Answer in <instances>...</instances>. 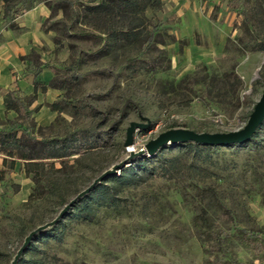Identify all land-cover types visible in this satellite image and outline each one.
Masks as SVG:
<instances>
[{
	"label": "rangeland",
	"instance_id": "1",
	"mask_svg": "<svg viewBox=\"0 0 264 264\" xmlns=\"http://www.w3.org/2000/svg\"><path fill=\"white\" fill-rule=\"evenodd\" d=\"M73 1L71 17L49 10L44 21L54 42L52 50L46 44L48 65L64 86L56 88L55 99L49 97L50 110L53 100L65 110L55 111L50 125L39 126V109L33 108L34 131L38 137H55L90 129L99 145L82 162H76L81 155L67 161L71 178L57 189L38 187L25 162H6L0 153V264H12L33 230L55 220L115 164H122L118 174L134 168L138 179L123 187L107 182L115 203L94 202V220L78 216L79 200L46 229V238L34 236L33 249L25 250L17 264H208L232 259L264 264V124L257 138L241 148L197 154L166 146L154 158L141 152L172 128L228 133L247 124L264 92V51L252 48L245 36L239 4L161 0L143 19L148 31L160 26L157 43L146 50L140 42H116L94 28L83 19L81 4L88 0ZM107 24L122 25L119 18ZM131 122L146 127L137 129L135 143L127 147ZM174 157L183 160L185 169L165 172ZM61 167V161L54 162V170ZM222 204L235 218L225 214ZM246 229L256 235H244L241 230Z\"/></svg>",
	"mask_w": 264,
	"mask_h": 264
},
{
	"label": "trees",
	"instance_id": "2",
	"mask_svg": "<svg viewBox=\"0 0 264 264\" xmlns=\"http://www.w3.org/2000/svg\"><path fill=\"white\" fill-rule=\"evenodd\" d=\"M38 1L39 0H3V19L8 23L10 28L19 30V27H17L14 22L15 19L22 15V13L34 8L36 4L42 2ZM47 1V6L50 11H62L65 17H71V12H74L73 10L76 5L73 0H55V4H50L49 1L51 0ZM231 1L234 4H239L236 11L243 17L244 34L250 39L249 42L251 47L257 48L259 51H264V0ZM29 3L31 5L28 6ZM160 4L161 0H88L87 3H82L81 7L82 11H84V21L92 25L94 28L110 34L113 37L112 39L116 40V42L121 40L137 43L140 42L145 46L146 50H149L153 43H157V34L159 33L160 26L154 25L152 30L148 31V27L143 19L149 8L158 7ZM116 18H119L120 23H122L120 26L121 29L113 28L110 24H107V22L112 21L113 19L115 20ZM55 41L58 44L60 43L59 40ZM153 66H156V64L153 63ZM41 71L40 67L36 68V79ZM77 78L81 77L77 76ZM35 84L37 90L39 84L36 81ZM49 84L52 88H64L63 84L58 82L56 78H53ZM45 89L46 87H43V90ZM4 100L7 111L13 110L18 116L14 119L7 118L5 120L0 117V153L6 157V162L13 159L25 162L27 174L31 176V179L38 187L40 185H47L49 188H61L64 183L71 178L70 173L65 170L67 168V161L75 155H81L76 159V162L80 163L85 160L92 149L97 148V145H99L98 140H96L93 134H91L90 129H77L64 136L38 137L34 131V112L36 110L31 108L36 101V94L32 96H24L20 94L19 91L11 88L7 90ZM51 109L52 111H57L59 113H62V111L65 110L61 102H54V104L51 105ZM256 134L250 141L257 138L258 135ZM250 141L244 142L243 144L230 145L228 147L241 148ZM171 146L182 147L186 149V151H192L197 154H200V152L210 153L218 147L204 144L199 145L192 142ZM156 156L157 154L150 157L154 158ZM56 161H61L62 167L54 170V162ZM145 164L146 163H143L141 166H144ZM168 166L169 167L164 168L165 172L172 171V169L184 170L186 167L180 157L169 159ZM57 173L63 175L58 176ZM137 175V171L134 168H131L120 174L117 173L103 179L89 193L79 199L82 201H80V205L77 206L76 213L79 217L85 220H94L97 216L94 202L99 205L109 206L115 203L116 197H114V192L107 182L110 181L123 187L128 185L130 181L137 180ZM211 192L215 197L218 196L215 191L212 190ZM222 208H224L227 216L235 218V212L231 208H227L223 204ZM69 211L67 214H69ZM241 231L244 235L246 233L249 235H256V232L253 230L246 229ZM48 233L49 232H46V229H44V231H40L36 235L42 236L44 239L47 237ZM31 242L30 245H32ZM218 242L217 245L220 247L223 240L220 239ZM29 246V250L33 249V246ZM28 248L26 250H28ZM209 253L211 256L213 255V252L209 251ZM21 259L20 261L22 263ZM33 263L44 264L41 260H33ZM208 264L242 263H239L236 259H232V261L218 260L217 262L213 261Z\"/></svg>",
	"mask_w": 264,
	"mask_h": 264
},
{
	"label": "crops",
	"instance_id": "3",
	"mask_svg": "<svg viewBox=\"0 0 264 264\" xmlns=\"http://www.w3.org/2000/svg\"><path fill=\"white\" fill-rule=\"evenodd\" d=\"M3 0H0V117L7 119L17 116L11 110L7 111L4 96L9 89H15L22 95L36 94V101L32 105L39 111L35 114L39 126L51 124L57 113L50 110V98L59 94L56 88L50 87V82L55 76L54 69L48 65L51 59L46 55V44L49 50L54 47V42L49 40L50 33L45 31L44 21L49 17L48 7L43 2L18 16L15 24L19 30L8 26L3 19ZM42 70L35 76L36 68ZM35 81L39 84L36 90ZM43 87H46L43 90ZM54 103V100L51 102ZM0 154V168L3 162Z\"/></svg>",
	"mask_w": 264,
	"mask_h": 264
},
{
	"label": "water",
	"instance_id": "4",
	"mask_svg": "<svg viewBox=\"0 0 264 264\" xmlns=\"http://www.w3.org/2000/svg\"><path fill=\"white\" fill-rule=\"evenodd\" d=\"M264 91V90H263ZM255 109L250 114L249 119L247 120V124L238 131H229L228 133H220V132H195L188 128H172L168 131H165L159 134L156 139L151 140L146 146V150H142L141 152L147 151L149 156H154L157 154V151L161 148L171 145L185 144L186 142H192L196 144H204L209 146H218L227 148L230 145L243 144L244 142L250 141L252 137L255 136L257 130L264 123V92L261 95L260 99L256 102ZM131 125L127 129V137L125 145L128 147L135 143L134 133L138 128L146 127L144 124H139L137 122H131ZM122 164H115L113 169H110L100 175L99 178L94 180L93 184L86 188V190L79 193L70 203H68L61 211L58 217L49 222L45 223L44 226L39 227L36 230H33L30 235H28L24 241V245L19 249L14 257V261L12 264H17L21 259L20 257L25 252V250L30 245L33 237L40 231H44L50 226H54L60 219H62L67 212L72 208V206L83 196L89 193L97 184L100 183L103 179L113 176L118 173V170L121 169Z\"/></svg>",
	"mask_w": 264,
	"mask_h": 264
}]
</instances>
